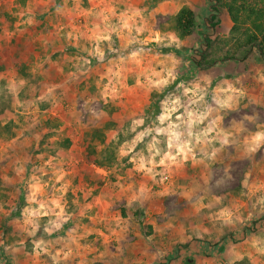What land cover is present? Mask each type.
Returning <instances> with one entry per match:
<instances>
[{
    "label": "clouds",
    "instance_id": "clouds-1",
    "mask_svg": "<svg viewBox=\"0 0 264 264\" xmlns=\"http://www.w3.org/2000/svg\"><path fill=\"white\" fill-rule=\"evenodd\" d=\"M232 6L0 0V264H264V0Z\"/></svg>",
    "mask_w": 264,
    "mask_h": 264
},
{
    "label": "trees",
    "instance_id": "trees-1",
    "mask_svg": "<svg viewBox=\"0 0 264 264\" xmlns=\"http://www.w3.org/2000/svg\"><path fill=\"white\" fill-rule=\"evenodd\" d=\"M218 3L220 4V8L227 9V13L231 20H234L236 18V15L239 14V9H236L232 6V3H234V0H218ZM221 20V16L213 15L208 19V24H210V27L217 28L220 24L219 21ZM197 27V24L194 20V15L192 11H189L188 9H183L180 11V13L176 16V28L177 30L184 36H191ZM207 27V26H205ZM235 28H232L231 31H235ZM219 40V39H218ZM257 41L256 37H253L249 39L248 43H255ZM204 43L207 46L206 48L211 50L216 45H220V42H217V40H214L213 37H205ZM264 47V45H262ZM211 56L206 53L202 57V61H196L193 60V64L199 66V67H205V66H212L219 57L216 58H210ZM97 138L103 139L102 135L97 132L96 133ZM70 145V141H65L64 146L68 147ZM89 155L92 154V150H88Z\"/></svg>",
    "mask_w": 264,
    "mask_h": 264
},
{
    "label": "rangeland",
    "instance_id": "rangeland-1",
    "mask_svg": "<svg viewBox=\"0 0 264 264\" xmlns=\"http://www.w3.org/2000/svg\"><path fill=\"white\" fill-rule=\"evenodd\" d=\"M225 1H227V0H225ZM222 9H223V8H222ZM221 19H227V20L229 21V25H230L231 19H230V17H229V15H228L227 12H226V13H221ZM200 28H201V26L197 24V27L195 28L193 34H192L191 36H189V37H192L193 42L196 41V40H199V37H200V36H203L204 38H205V37H209V36L213 37L212 34H210V33L207 32V30H206L207 27H204V29H203V30H200L199 33L197 34V30L200 29ZM216 29H217V31H219V32H223V31H225V29H224L223 27H221L220 25H219ZM231 30H232V28H231ZM218 39H219V37L214 38V40H217V42H220ZM206 47H207V46L205 45V43H204V41H203V42H202V47H201V49L198 50V51H195V50H194V56H195V57H199V59H193V60H196V61H202V57H203V55H205L206 53H208V55L211 56L210 58H216V59H217V57H219L220 54H221V52H222V48L220 47V45H216V46H214V48L211 49V50L207 49ZM215 63H216V62H215ZM215 63H214V64H215ZM214 64H213V65H214ZM213 65H212V66H213ZM212 66H209V67H208V66H205V67H199V66H197V65H195V64H192V69H193L194 71L197 70V69L208 70V69H210ZM234 67H235V66H233V69H234ZM233 69H230V70H233ZM108 126H111V125H108Z\"/></svg>",
    "mask_w": 264,
    "mask_h": 264
}]
</instances>
